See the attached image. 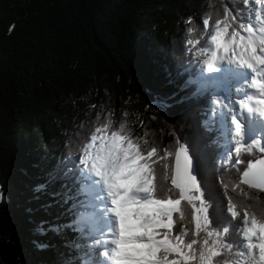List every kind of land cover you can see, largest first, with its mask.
Here are the masks:
<instances>
[{"label": "trees", "instance_id": "1", "mask_svg": "<svg viewBox=\"0 0 264 264\" xmlns=\"http://www.w3.org/2000/svg\"><path fill=\"white\" fill-rule=\"evenodd\" d=\"M227 2L238 6L211 0ZM209 10L210 0H0V264H87L79 257L92 238L81 239V210L72 208L85 197L79 172L60 170L68 155L76 160L97 114L126 119L137 136L147 132L161 155L174 153L179 139L213 226L230 219L221 180L238 181L240 172L225 164L213 118L219 90L197 78L203 65L187 44L186 29H199ZM241 187L252 199L230 185L233 200L264 211V191Z\"/></svg>", "mask_w": 264, "mask_h": 264}, {"label": "snow or ice", "instance_id": "2", "mask_svg": "<svg viewBox=\"0 0 264 264\" xmlns=\"http://www.w3.org/2000/svg\"><path fill=\"white\" fill-rule=\"evenodd\" d=\"M201 22L199 29H186L189 51L208 73L238 84L241 94L230 102L231 112H217L222 134L234 132V146L226 141L225 164L240 172L238 181L221 180L230 219L222 228L213 226L194 159L179 139L174 153L164 149L161 155L147 132L137 136L126 119L97 114L77 157L81 192L92 209L86 218L92 238L87 264H264V211L228 194L230 185L245 199L252 197L242 185L264 191V155H257L264 154V0H238L231 7L210 0ZM186 23L192 25V18ZM211 103L229 107L221 98ZM245 153L254 158L245 161ZM173 156L174 164L163 163L161 172L158 164ZM182 202L190 206V218Z\"/></svg>", "mask_w": 264, "mask_h": 264}, {"label": "rangeland", "instance_id": "3", "mask_svg": "<svg viewBox=\"0 0 264 264\" xmlns=\"http://www.w3.org/2000/svg\"><path fill=\"white\" fill-rule=\"evenodd\" d=\"M205 69H206V66H204V70ZM202 82H204L203 79H202ZM236 88H238V87H237V84H235L234 82L227 89L225 87L221 88V90H220V98L221 99L226 100V98H225L226 95L228 93H230V101L227 103L229 105V107L228 108H224L223 111L231 112L232 111V107H231V103L230 102L238 101L241 98V94L236 91ZM86 133H88V131ZM232 136H234V132H232L227 137L224 134L221 133V137H223V141L225 143H226V141H232ZM72 156L73 155H68L67 160L63 163V167L60 170L61 173H64L69 178L73 175L74 172L78 171L79 168H80V166H78L79 165L78 160H75L74 157H72ZM70 157L72 159H70ZM67 161H68V163H67ZM173 164H174V161H173ZM194 164H195V161H194ZM195 167H196V164H195ZM196 174H197V172H196ZM72 208L73 209L78 208L77 210H81L80 213H79V211L75 212L76 215H77V219H78L77 228L79 230H83V234H82L83 236H82L81 239L83 241H86L87 240L86 238H88L87 234H86L87 229H88V232H89V228L86 226V218L90 215V213L92 211L91 207L86 202V196L83 197L80 200V202H77L75 205H72ZM78 213L80 214L79 217H78ZM79 242H81V241H79ZM91 246L92 245H89L87 250H85L84 253H81L79 258H82V260H85V261L89 260L91 258L90 255H89Z\"/></svg>", "mask_w": 264, "mask_h": 264}, {"label": "bare ground", "instance_id": "4", "mask_svg": "<svg viewBox=\"0 0 264 264\" xmlns=\"http://www.w3.org/2000/svg\"><path fill=\"white\" fill-rule=\"evenodd\" d=\"M226 79V78H225ZM227 81H229L228 79H226Z\"/></svg>", "mask_w": 264, "mask_h": 264}]
</instances>
